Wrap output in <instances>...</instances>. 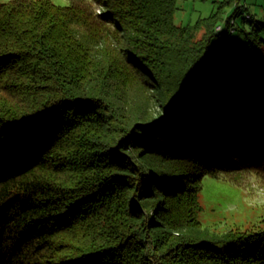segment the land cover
<instances>
[{
    "label": "trees",
    "instance_id": "trees-1",
    "mask_svg": "<svg viewBox=\"0 0 264 264\" xmlns=\"http://www.w3.org/2000/svg\"><path fill=\"white\" fill-rule=\"evenodd\" d=\"M96 2L0 4V264H264V227L199 219L203 176L264 178V104L238 73L264 78V20L221 72L237 11Z\"/></svg>",
    "mask_w": 264,
    "mask_h": 264
},
{
    "label": "rangeland",
    "instance_id": "rangeland-1",
    "mask_svg": "<svg viewBox=\"0 0 264 264\" xmlns=\"http://www.w3.org/2000/svg\"><path fill=\"white\" fill-rule=\"evenodd\" d=\"M7 1L9 0H0V4ZM52 1L61 6L71 4V0ZM86 1L97 12L102 9L96 0ZM225 1L230 0H176L177 9L174 14L175 23L185 25L194 24L198 18L209 16L220 6L226 17L237 11L234 17L236 23L230 26L231 32L221 33L212 44L211 64L221 72L229 71L228 55L234 44L245 40L241 30L250 28L249 16L264 20V0H233L232 3L222 4ZM220 24L226 25L224 22ZM240 64L244 65V62L240 61ZM238 73L246 77L252 99L264 104V78L245 67ZM232 175L234 180L225 175L203 176L199 193L202 205L199 219L202 226L216 233L236 226L242 229L264 227V178L251 171Z\"/></svg>",
    "mask_w": 264,
    "mask_h": 264
},
{
    "label": "built area",
    "instance_id": "built-area-1",
    "mask_svg": "<svg viewBox=\"0 0 264 264\" xmlns=\"http://www.w3.org/2000/svg\"><path fill=\"white\" fill-rule=\"evenodd\" d=\"M224 30V25L223 24H219L217 27H216V31L218 33L222 32Z\"/></svg>",
    "mask_w": 264,
    "mask_h": 264
},
{
    "label": "crops",
    "instance_id": "crops-1",
    "mask_svg": "<svg viewBox=\"0 0 264 264\" xmlns=\"http://www.w3.org/2000/svg\"><path fill=\"white\" fill-rule=\"evenodd\" d=\"M229 16V15H228Z\"/></svg>",
    "mask_w": 264,
    "mask_h": 264
},
{
    "label": "water",
    "instance_id": "water-1",
    "mask_svg": "<svg viewBox=\"0 0 264 264\" xmlns=\"http://www.w3.org/2000/svg\"><path fill=\"white\" fill-rule=\"evenodd\" d=\"M217 32V31H216Z\"/></svg>",
    "mask_w": 264,
    "mask_h": 264
}]
</instances>
